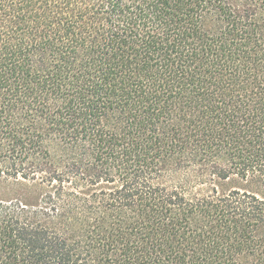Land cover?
<instances>
[{
    "label": "trees",
    "instance_id": "trees-1",
    "mask_svg": "<svg viewBox=\"0 0 264 264\" xmlns=\"http://www.w3.org/2000/svg\"><path fill=\"white\" fill-rule=\"evenodd\" d=\"M0 264H264V0H0Z\"/></svg>",
    "mask_w": 264,
    "mask_h": 264
}]
</instances>
